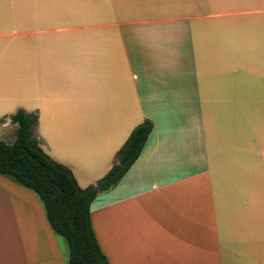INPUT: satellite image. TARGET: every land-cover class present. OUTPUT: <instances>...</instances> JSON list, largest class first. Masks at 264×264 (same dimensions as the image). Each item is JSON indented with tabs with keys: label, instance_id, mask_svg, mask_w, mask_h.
Masks as SVG:
<instances>
[{
	"label": "crops",
	"instance_id": "obj_1",
	"mask_svg": "<svg viewBox=\"0 0 264 264\" xmlns=\"http://www.w3.org/2000/svg\"><path fill=\"white\" fill-rule=\"evenodd\" d=\"M9 18L40 28L11 54L0 33V140L19 109L38 115L86 188L154 124L91 205L110 264H264V0H38ZM68 259L39 196L0 174V264Z\"/></svg>",
	"mask_w": 264,
	"mask_h": 264
},
{
	"label": "trees",
	"instance_id": "obj_2",
	"mask_svg": "<svg viewBox=\"0 0 264 264\" xmlns=\"http://www.w3.org/2000/svg\"><path fill=\"white\" fill-rule=\"evenodd\" d=\"M10 117L17 124L16 139L12 144L0 140V174L39 196L51 228L67 242V264H110L93 229L91 205L139 158L153 131V122L139 124L117 152L110 171L96 184L82 188L68 166L43 150L35 133L38 115L19 109Z\"/></svg>",
	"mask_w": 264,
	"mask_h": 264
},
{
	"label": "rangeland",
	"instance_id": "obj_3",
	"mask_svg": "<svg viewBox=\"0 0 264 264\" xmlns=\"http://www.w3.org/2000/svg\"><path fill=\"white\" fill-rule=\"evenodd\" d=\"M38 0H0L1 8L3 12H20V11H32L35 8V4H37ZM41 1V0H40ZM76 9L79 7V4L73 5ZM0 33H5L6 37L2 40L3 43L10 47V54L12 53V49L16 43L23 42H31L32 35H22L23 31L35 32L36 28H40L37 21H34L31 18L27 19H0ZM41 26V22H40ZM18 33V34H15ZM38 110L35 111L37 113ZM14 126V125H13ZM11 126L7 129H0V136H3L5 139H10L13 135L14 127Z\"/></svg>",
	"mask_w": 264,
	"mask_h": 264
}]
</instances>
